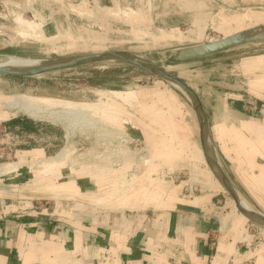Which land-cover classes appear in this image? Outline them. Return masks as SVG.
<instances>
[{
    "label": "rangeland",
    "instance_id": "rangeland-1",
    "mask_svg": "<svg viewBox=\"0 0 264 264\" xmlns=\"http://www.w3.org/2000/svg\"><path fill=\"white\" fill-rule=\"evenodd\" d=\"M61 1L0 0V59L13 53L33 58L57 57L58 52L54 47L67 43L68 38L64 33L70 31L73 32V37L74 35L78 37V41H85L92 47L68 49L60 54L123 49L134 51L147 59L162 60L164 68L169 73L185 81L198 95L202 108L201 117L205 120L208 117L207 113L212 115V111L219 108V101L225 96L231 104H236L242 99L250 101L240 106H244L245 111L253 113L255 117L264 116V88L261 90L255 88V84L264 81V62H256L260 60V57H264V42L236 46L186 62L173 59V53L177 47L219 39L230 34L229 32L233 33L245 28L264 26V20L253 22V19L251 20L247 15V12L250 13L253 10L264 12V0H134V2L130 0L125 4H122L120 0V8L115 12L110 8H97V12L94 11L89 16L80 14L83 18L73 17L70 26L59 25L58 30L45 29L39 21L43 22L46 18L48 20L50 13L57 10L54 13L55 19L63 20V13L58 12L59 7H62ZM77 1L82 2V0ZM32 2H36L39 6V15L36 11L27 9ZM101 2L112 8L108 0ZM79 7H82L81 4ZM76 9L74 13L79 15L78 11H82V8ZM97 22L103 23V26L97 25ZM253 58H258L253 64L256 67L248 65ZM100 88L135 89L136 98L142 101L139 105L143 107L146 103L147 107L148 102L151 105L149 108L151 107L152 118L157 121L152 122V134L156 136L152 138L150 148L139 137L134 136L135 143H130L128 139L133 136L123 133L119 136L120 155L133 160L134 173L138 176L143 168L148 167L145 185L142 182L136 185L135 190L140 197L149 196L150 202H143L139 209L149 210L152 215L158 210L170 207L171 201L168 199L170 190L178 194L183 189L182 193H192V196H196L201 195L203 189L206 191L209 189L213 195L214 204V210L210 215V220L214 224L209 240L210 245L214 248L220 237L231 241L229 232L233 226V217L238 211L229 193L215 180L212 167L203 156L200 136H198L199 121L195 99L167 79L122 61L88 63L39 76L21 77L0 74V93L5 94L0 95V106L7 108L4 100L12 95L21 94L56 98L65 101L68 105L89 109V106L93 105L81 101H97L103 93ZM110 92H114L113 96L119 97L134 93L129 91L124 95L118 90H107L108 94ZM139 107L137 111L143 114V109ZM97 113L92 112L88 120H86L88 117L85 119L87 115L83 116L85 122L83 120L81 124H77L81 120L76 122L75 128L68 120L52 121L41 118L44 129L38 137L30 140L39 146H47V156L61 149L63 153L57 155L51 164L41 161V164H37L38 160H31L29 157L25 158L21 167L17 166L19 162H14L16 164L14 169H16L10 173L1 174L0 178L10 179L7 182L18 184L21 193L29 195L31 185L29 183L33 175L38 173L42 194L40 198L30 199L22 196L6 197L7 192L3 191L4 195L0 194V208L14 204L24 211L37 209L47 213L48 216L55 217L58 201L53 196L47 195L55 190V185L49 183L63 180L59 174L62 168L71 171L75 169V166H81L61 165L73 159L70 156L73 151L77 154L84 151L86 145L78 143V135L81 131L84 135L91 132L92 137L94 136L91 143L97 147L99 140L97 141L96 137L98 139L100 134L105 132L111 134L114 131V128L112 130L111 127L101 123V120L105 119ZM0 115H2L1 111ZM140 115L137 116L142 121L143 118ZM160 119L161 122H159ZM110 123L114 124L111 121ZM206 123L209 130L208 122ZM164 124L167 129L163 127ZM2 125L3 122L0 120V151L1 147L9 142V144L20 145L26 140L21 135L17 139L8 138L9 134L4 133ZM65 134L67 138L64 137ZM160 135H164L162 147ZM211 142L208 146L211 152L207 153L215 157L220 164L222 163L221 166H231L230 161L222 160L217 146L213 140ZM90 157L98 161L97 154H92ZM12 160H16L12 155L2 157L0 164ZM258 162L264 163V158L258 157ZM99 166L102 165L92 167ZM159 178L162 179L163 187L156 182ZM211 178L215 180L214 184ZM229 180L231 183L234 182L233 186L242 192L243 197V193L247 194L238 180L236 181L233 177ZM164 188L167 189L164 190ZM45 193L46 196H42ZM245 219L247 218L242 215L241 221H247ZM259 224L264 225L252 219L245 223V230L236 243L235 253L231 254L226 264L257 263L258 255L264 252L262 232L264 228L261 229Z\"/></svg>",
    "mask_w": 264,
    "mask_h": 264
},
{
    "label": "crops",
    "instance_id": "crops-1",
    "mask_svg": "<svg viewBox=\"0 0 264 264\" xmlns=\"http://www.w3.org/2000/svg\"><path fill=\"white\" fill-rule=\"evenodd\" d=\"M101 1L62 0V7H59L58 12L63 13V20L55 19L56 10L50 13L48 20L44 18L45 20L39 21V24L45 29H57L59 25H72L71 20L75 16L81 17L80 14H84L86 17L94 11L97 12V8H110L114 12L120 8V0H108L112 8L101 4ZM121 1L125 4L130 0ZM79 4L82 7H79ZM77 7L82 8V11H78L79 15L74 13ZM38 8L36 2L27 7L39 15ZM247 15L253 22L264 20L263 11L253 10L247 12ZM96 24L103 26L100 22ZM64 34L68 42L54 47L58 52L57 57L69 56L60 54L68 49L92 47L85 41H78L76 35L73 37V32L66 31ZM13 55L30 57L16 53ZM256 59L258 58L250 60L248 65L256 67L253 65ZM256 62L263 63L264 57H260ZM261 84H264V81L255 84V88L259 90L264 88ZM100 90L103 93L97 101H81L93 105V110L87 114L86 120L92 112H98L97 114L105 119L101 120V123L112 130L114 128V131L111 134L102 132L98 139L96 137V140H99L97 147L91 143L94 137L91 132L84 135L81 131L78 135V143L85 144L86 150L83 149L84 151L78 154L73 151L70 155L73 159L61 165L81 166H75L77 172L75 169L70 171L62 168L59 174L63 180L49 183L55 185V190L47 195L58 201L55 217L37 209L24 211L14 204L0 208V264H226L231 254L235 253L234 249L245 230V223L251 219L264 223V163L258 162V157L264 158V116L255 117L253 113L246 112L244 106H240L250 101L242 99L236 104H231L225 96L220 99L219 108L214 109L212 115H208L205 109L209 130L206 123L207 134L204 136V142L201 140L198 123L203 156L209 162L208 165H211L215 180L229 193L238 211L233 217V226L229 232L231 241L220 237L213 248L209 240L211 231L214 230V224L210 220L214 204L209 189L207 191L203 189L202 194L196 196H192V193H182L183 189L178 194L170 190L168 192L170 207L158 210L152 215L149 210L139 209L143 202H150L149 196L140 197L135 190L136 185L142 182L145 185L148 167L143 168L138 176L134 173L133 160L120 155L119 136L123 133L139 137L150 148L152 138L156 136L152 134V122L157 121L152 118L151 107L149 108L151 105L148 102L147 107L146 103L143 107L139 105L142 101L136 98L135 89L100 88ZM107 90H118L124 95L129 91L134 93L119 97L113 96L114 92L108 94ZM137 107L143 109V114L137 111ZM0 111L2 126L7 131L17 132L26 139L20 145L13 146L12 157L16 160L10 162H19L17 166L21 167L25 158L29 157L31 160H38L37 164L40 161L51 164L57 155L63 153L61 149L47 156V146H39L31 141L44 129L43 119L13 112L3 106H0ZM137 115L142 116V121ZM197 119L199 121V117ZM163 127L167 129L165 124ZM163 136L160 135L161 147L164 142ZM211 140L217 146L222 160L230 161L231 166H221L222 163L207 153L211 152L208 147L212 143ZM162 152L164 153L163 150ZM92 154H97L98 161L90 157ZM93 165L102 166L95 168ZM33 176L29 183L31 184L29 195L22 194L18 184L7 182L10 180L8 178H0V194L4 195L3 191H6V197L40 198L41 180L38 173ZM232 177L244 186L247 193H243L244 197L242 192L235 189L234 182H230L229 179ZM149 178L151 180V176ZM215 180L212 179V184ZM156 182L163 187L161 178L156 179ZM229 190L236 196L237 202L243 199L248 208L237 205ZM42 196H46V193ZM238 213L240 215H237ZM242 215L247 221H241ZM259 225L261 229L264 228V225ZM262 232L264 234V229ZM256 262L264 264V252L258 255Z\"/></svg>",
    "mask_w": 264,
    "mask_h": 264
},
{
    "label": "water",
    "instance_id": "water-1",
    "mask_svg": "<svg viewBox=\"0 0 264 264\" xmlns=\"http://www.w3.org/2000/svg\"><path fill=\"white\" fill-rule=\"evenodd\" d=\"M258 42H264V26H261L260 28H245L225 35L219 39L178 47L173 53V59L178 62H186L200 59L236 46ZM112 61H122L143 68L150 73L165 78L174 86L189 94L191 98L195 99L194 103L197 110V116L199 117L201 140L204 142V136L207 134L205 126L206 120L204 117H201L202 108L198 95L185 81L169 73L167 69L164 68L163 61L160 59H147L143 55L131 50L110 49L50 59L40 58L39 62L20 66L0 64V74L21 77L39 76L42 74L69 69L88 63ZM229 192L231 191L229 190ZM231 194L233 195L232 192ZM233 196L237 202L236 196Z\"/></svg>",
    "mask_w": 264,
    "mask_h": 264
},
{
    "label": "bare ground",
    "instance_id": "bare-ground-1",
    "mask_svg": "<svg viewBox=\"0 0 264 264\" xmlns=\"http://www.w3.org/2000/svg\"><path fill=\"white\" fill-rule=\"evenodd\" d=\"M39 61L40 58L35 57L8 55L0 59V64L20 66ZM4 104L7 108L12 109L13 112H21L32 118L50 119L52 121H60L61 119L68 120L71 122L73 127L74 125L76 127L77 124H81L82 120L84 121L83 116L89 114V112L93 110V106H89V109L80 108L75 105H68L65 101L56 98L31 97L21 94L10 96L9 99L4 100ZM80 120L81 122L79 123L78 121ZM76 122L78 123L76 124ZM15 165L16 164L14 162L0 164V175L14 169ZM237 205L248 208L243 199H239Z\"/></svg>",
    "mask_w": 264,
    "mask_h": 264
},
{
    "label": "built area",
    "instance_id": "built-area-1",
    "mask_svg": "<svg viewBox=\"0 0 264 264\" xmlns=\"http://www.w3.org/2000/svg\"><path fill=\"white\" fill-rule=\"evenodd\" d=\"M2 130L4 131V133L9 134V135H7L8 138L10 137L11 139H13V138L14 139H17V138L20 137V135L17 132H13V133L12 132H9V131H7V129L5 127H3ZM135 140L136 139L134 137H130L128 139V141L130 143H135ZM9 143H7V145H4L3 147H1L2 150L0 151V158H2V157H8V156L12 155V148L15 145L13 143L12 144H9ZM145 150H146V148H145ZM3 155H5V156H3Z\"/></svg>",
    "mask_w": 264,
    "mask_h": 264
},
{
    "label": "trees",
    "instance_id": "trees-1",
    "mask_svg": "<svg viewBox=\"0 0 264 264\" xmlns=\"http://www.w3.org/2000/svg\"><path fill=\"white\" fill-rule=\"evenodd\" d=\"M23 129H26V127H23ZM28 130V129H27Z\"/></svg>",
    "mask_w": 264,
    "mask_h": 264
}]
</instances>
